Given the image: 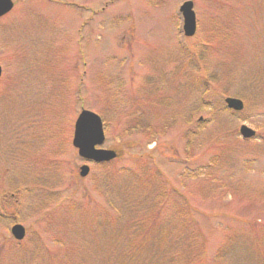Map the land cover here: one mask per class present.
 Listing matches in <instances>:
<instances>
[{
    "label": "rangeland",
    "instance_id": "1",
    "mask_svg": "<svg viewBox=\"0 0 264 264\" xmlns=\"http://www.w3.org/2000/svg\"><path fill=\"white\" fill-rule=\"evenodd\" d=\"M13 1L0 19V264H119L98 221L118 215L116 190L134 189L145 208L125 212L123 237L152 215L170 223L177 189L202 233L198 261L264 264V0ZM228 97L244 112L228 110ZM83 109L105 121L101 148L124 152L108 168L88 164L86 178L73 146ZM242 125L257 137L244 141ZM19 188L23 210L2 202ZM190 227L138 243L133 264H161Z\"/></svg>",
    "mask_w": 264,
    "mask_h": 264
},
{
    "label": "trees",
    "instance_id": "2",
    "mask_svg": "<svg viewBox=\"0 0 264 264\" xmlns=\"http://www.w3.org/2000/svg\"><path fill=\"white\" fill-rule=\"evenodd\" d=\"M199 59H203L206 56H197ZM196 57V58H197ZM198 60V59H197ZM204 60V59H203ZM143 122V120H142ZM191 139H190V145H191ZM121 152V156L119 157V159L122 158L123 153ZM118 159V160H119ZM111 163L108 164H103V165H98L96 167H101V168H108L109 165ZM144 174H141V178H140V183L141 181L144 182V177L145 175L148 174L147 170H143ZM139 179V177H138ZM163 181V180H162ZM161 179H159L157 181L156 184V188L158 191L159 196H163L164 193V189L163 186L161 184ZM19 187V186H18ZM109 187V186H108ZM26 191H31L28 188H24ZM129 190V189H128ZM131 194L128 196L125 193H121L118 190H116V194L118 196H120L118 203L114 204V207L117 209V213L118 215L116 216L115 219H110V215L108 216H99V225L101 227V229H104L107 231V234L109 235V238L107 240H104V242H110L113 243V245H115L114 247L117 248V253H119L120 257L118 259V263L119 264H124V263H131L133 264L134 260L132 256L133 255L131 252H136L138 251L137 249H139V245L140 244H144L146 240L148 239L149 242L151 243V241H153L152 237H156L158 236V234L160 236H162V230L165 229V227L167 226H172L174 223L177 226V228H179V232L189 225L190 227V223H193V226H195L194 221H190L189 219V214L190 212H192V209L190 208L189 205H187L183 194L180 193L179 190L177 189H172L171 191H168V193L170 195L175 194L180 196L181 198H183V202H181L180 204H176L177 206L175 207L176 212H174L173 218L172 220H170V223H166L165 226L160 222V221H156V216L153 217V215L150 217V224L148 225V223L146 221H144L142 223L143 226V231L140 229V231H138L137 233L135 231L132 230V232L130 233V237L129 238H125L122 235H124L125 233V228L122 227V224L125 218V212L127 211H131L133 208L137 209L138 211H143L144 210V205L142 204L141 200H137L136 198L141 197L139 194V196H136V189L131 190ZM21 190L20 188L17 189L16 192H14L13 194H11L10 196L7 195L3 198L2 202L6 201V200H10L13 201L14 203H16V205L19 208V210H23V204H24V200L21 201V199H17L19 197H17L20 194ZM130 193V191H129ZM123 194V195H122ZM133 195V196H132ZM161 196V198H162ZM15 200H12L13 198H15ZM161 205H165L163 204V200L160 201ZM160 206V205H159ZM159 206L156 209H159ZM154 208V207H153ZM18 210V209H17ZM150 214V210L147 211ZM15 217L17 220L18 218L21 219L20 214H18V211H15ZM127 225V224H126ZM148 225V226H147ZM171 228H175L176 227H171ZM170 228V229H171ZM119 232L120 236L119 238L117 237L116 233ZM154 233V234H153ZM170 233L172 235H174L173 232L170 231ZM186 236H188L186 239L183 238V240L181 239L179 241L178 239V243L177 245H169V247L166 246V249L164 250L166 252V254H164V257L161 260V264H204L201 260L198 261V259L196 258V253H198V243H200V237L202 236V233L200 231H196V227H190L187 229L186 233L184 234ZM199 238V241H198ZM131 241L133 242V246L130 245ZM197 244V246H196ZM202 245H204L202 243ZM201 245V246H202ZM125 251V252H123ZM115 254V253H114ZM111 255V253H110ZM116 255V254H115ZM112 256V255H111ZM111 256L108 258V260L111 259ZM127 256V257H126ZM130 257V259H129ZM155 262H157V260H154ZM158 264V262H157Z\"/></svg>",
    "mask_w": 264,
    "mask_h": 264
},
{
    "label": "water",
    "instance_id": "3",
    "mask_svg": "<svg viewBox=\"0 0 264 264\" xmlns=\"http://www.w3.org/2000/svg\"><path fill=\"white\" fill-rule=\"evenodd\" d=\"M14 7L12 0H0V17L8 14ZM181 13L184 18V32L187 37H193L197 31V18L192 1L185 2L181 7ZM2 76V67L0 66V78ZM226 104L229 109L241 112L244 109L243 101L235 98H227ZM240 133L243 138L251 139L256 136V132L248 126H242ZM105 128L103 121L96 113L84 110L79 115L75 123L73 145L78 149L79 156L87 161L96 163L110 162L120 154L115 150L98 149L105 143ZM90 168L86 165L81 167L80 175L88 176ZM14 237L21 241L25 238L26 230L21 225H16L12 229Z\"/></svg>",
    "mask_w": 264,
    "mask_h": 264
}]
</instances>
